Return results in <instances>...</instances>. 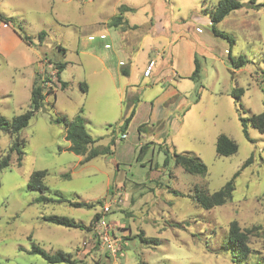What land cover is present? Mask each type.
I'll list each match as a JSON object with an SVG mask.
<instances>
[{"label":"rangeland","instance_id":"374dc122","mask_svg":"<svg viewBox=\"0 0 264 264\" xmlns=\"http://www.w3.org/2000/svg\"><path fill=\"white\" fill-rule=\"evenodd\" d=\"M218 1L0 0V16L9 20L7 25L0 22V115L11 121L28 110L34 81L46 93V103L18 134L25 141L21 165L10 153L9 166L0 170V264H48L29 253L33 246L47 254L63 251L75 264H236L227 243L232 221L247 232L253 251L240 264H264V134L247 122V139L239 120L264 113V10L244 7L216 25L233 41L229 46L210 27L209 13ZM120 6L131 8L122 16L136 29L107 27ZM177 28V34L168 31ZM40 32L46 34L43 41L37 38ZM19 35L29 37L32 45ZM105 35V40L96 39ZM188 37L203 47L196 53L197 76L182 78L185 72L176 68L180 76L172 79V51L176 56ZM124 43L134 52L124 51ZM228 50L232 59L242 57L246 65L235 68ZM128 54L140 63L154 61L150 78L141 77L144 70L132 64L130 76L121 75L118 61ZM105 56L109 73L102 68ZM59 63L65 64L59 75L67 84L64 90L55 79ZM177 82L183 101L166 110L163 92ZM236 88L243 90L239 102L230 95ZM81 109L85 130L97 141L94 147L114 140L110 156L84 165L68 151L64 125L52 122L61 116L72 119ZM131 109L135 114L121 139L117 127ZM141 125L147 129L139 134ZM220 134L237 144L236 154L216 156ZM10 142L0 131V160L9 154ZM141 146L145 150L136 161ZM173 152L198 157L206 175L185 173L174 165ZM248 159L229 202L204 210L191 200L196 190L218 191ZM34 171H46L42 193L27 187ZM41 195L111 207L104 212L99 206L92 210L37 202ZM95 213L108 225L110 238H116L115 255L94 230L43 220L55 215L88 226Z\"/></svg>","mask_w":264,"mask_h":264},{"label":"trees","instance_id":"16d2710c","mask_svg":"<svg viewBox=\"0 0 264 264\" xmlns=\"http://www.w3.org/2000/svg\"><path fill=\"white\" fill-rule=\"evenodd\" d=\"M244 7L253 9V10H264V2L263 3H255L254 0L249 1L247 4H242L238 0H219L215 9L209 13L210 18V27L212 29V33L216 37H222L228 40L229 46L233 44V41L228 38L227 35L219 32L216 29V25L221 23L225 18H227L230 14L235 11H238ZM131 11V8L127 6H120L119 12L117 15L110 18L107 23V27L116 29L120 32H126L128 30L136 29L137 26H130L122 14L124 12ZM206 13V12H205ZM0 22L4 24H8L9 20L0 16ZM45 32H40L37 36L39 41H43L45 37ZM20 39L28 46H31V40L27 36L19 35ZM228 59L230 63L235 68H242L246 65L247 61L242 57H238L236 60L230 57V50L227 51ZM195 60L194 70L190 79H194L197 76L198 65ZM65 64L59 63L55 65V79L57 83H59L60 90H64L67 87L65 82H61L60 73L64 70ZM123 76L128 75V71L122 69L120 72ZM81 88L86 92L87 86L85 84H81ZM52 88H49L48 91H52ZM50 94L54 97L55 93L50 92ZM243 94V90L241 88H236L231 91V97L235 101H240V98ZM46 93H43L42 86L34 81L30 91V105L28 110H26L21 115L15 116L11 121H8L4 117L0 115V131L5 132L11 138V142L8 148L9 154H7L3 159L0 160V170L5 169L10 164V153L16 154V165L20 166L23 156V149L25 141H21L19 139V132L26 128L29 124L30 119L37 113L43 105L46 103L45 101ZM82 109L79 111V114L72 118L68 119L64 116L55 118L52 122L54 124L62 123L65 127V140L68 141L69 147L68 151L73 153L74 155L81 157L80 165H84L91 160L98 157H106L111 155L112 146H114V140L110 142L107 146H95L94 144L97 142L92 139L85 130L84 120L81 117ZM135 110L131 109L130 112L124 117L122 123L117 127L120 136H124L127 132L128 125L134 116ZM242 126V132L244 136L249 139L247 133V125L249 122L251 127L256 129L260 134H264V113L251 115L247 120L239 119ZM146 125H141L138 127V133L141 134L146 130ZM145 150L144 146H141L138 151V155L136 157V161H139L143 152ZM238 151L237 144L227 137L226 135L220 134L215 142V154L217 157H229L236 154ZM166 152V151H165ZM165 163L169 161L168 151L166 152ZM172 160L175 166L181 167L183 171L189 175H198L205 176L207 173L206 166L201 162L198 157H191L186 155L177 154L175 152L172 153ZM250 163V159H248L241 168L235 172L232 178L218 191L208 194L203 190H196L195 193L191 196V200L200 208L204 210H210L214 207H218L226 204L232 199V194L235 189V179L238 177L240 171L244 169ZM46 176V171H34L31 173L27 187L30 190L39 191L42 193L46 186L44 184V179ZM59 196V195H58ZM60 197V196H59ZM37 202L43 203H60L67 202L69 206L73 208H84V209H95V207L99 206L100 208L103 206L100 201L95 203H87V202H68L63 198H59L57 200H53L51 198H46L41 195L36 200ZM100 219L99 213H95L91 222L88 226L83 224L82 222L74 221L73 219L67 217L60 216H46L43 217V220L47 223H51L57 226L69 228V229H77V230H85L87 232H91L96 224V222ZM140 236H142L140 234ZM227 243L229 245L230 253H231V261L236 264L242 263L253 251L248 246V235L246 231H241L235 221H232L229 225ZM31 254L39 255L44 261L48 264H59V263H68L75 264L72 260L70 254H67L63 251H57L54 254H47L45 251L40 248L33 246L30 250Z\"/></svg>","mask_w":264,"mask_h":264},{"label":"crops","instance_id":"0c3cea01","mask_svg":"<svg viewBox=\"0 0 264 264\" xmlns=\"http://www.w3.org/2000/svg\"><path fill=\"white\" fill-rule=\"evenodd\" d=\"M179 30H180V28H177V29H175L173 31L171 29H169L168 31H170L171 33L173 32L172 34H177L178 32H180ZM196 31L200 32L198 28H196ZM105 37H106V35H105ZM175 37H176V40L178 38H180L177 35H175ZM96 39H99L101 41L100 38H96ZM176 40L173 39L172 41H169V44H171L172 42H174ZM197 40H193V39H190L188 37L187 42L181 44L179 49H178V51L175 52L176 56H174L175 54H173V51H172L171 59L169 61V63H170L169 75H170V77L172 79H175L176 77L180 76L177 73V71H175L176 68H178L179 70H183L185 72L184 74L181 75L182 78H189L192 75V72L194 70V63H195V60H196V53H197L198 50H201V52L203 51V47L197 42ZM104 48L105 49H109V47L107 45H105V44H104ZM123 49H124V51L126 50V51L131 52V53L134 52L133 49H131L132 51H130V49L127 50L126 46H125V43H124ZM225 52H226V50H225ZM135 55L138 56L139 54L136 53ZM133 59H135V60H133ZM145 62H146V60L143 59L142 63H140L139 62V58L138 59L133 58L132 55L128 54L127 58H125V61L120 60V61H118V64H119V66H121L120 72H121L122 69L127 70L128 71V75L125 76V77H129L130 74H131L130 68H129L131 66V64L134 65L135 70L140 72L142 69L145 70L147 64L149 63L147 61V63L145 64ZM124 63L125 64L127 63L128 67L127 66L125 67ZM103 64H104V66H102L103 70H106V72L109 73L108 72L109 69L106 68V66L108 65V56H105ZM129 64H130V66H129ZM154 66H155V64H154ZM151 74H152V71H151ZM151 74H150L149 77H143V75L141 77L148 79V78L151 77ZM156 81H160V79L157 78V79H155L154 82H156ZM161 81H162V79H161ZM128 83H130V82H128ZM128 83H125V86L126 87H130V89H131L132 85L128 86ZM179 86H180V82H177V83H175L174 86H167L165 88V90L163 92V94L165 95V97H164L165 100L161 103V106L164 107V104H167L166 105V110H171V109L175 110L177 105L183 101V97H182V95H181V93L179 91ZM135 101L138 102L137 99H135Z\"/></svg>","mask_w":264,"mask_h":264},{"label":"built area","instance_id":"2783aa9c","mask_svg":"<svg viewBox=\"0 0 264 264\" xmlns=\"http://www.w3.org/2000/svg\"><path fill=\"white\" fill-rule=\"evenodd\" d=\"M99 38L101 40H104L106 37L101 36ZM94 39L95 38H89V40H94ZM153 67H154V61L150 60L143 72V77H149ZM110 207L111 204L109 205L103 204L101 208L103 209L104 212H106ZM93 230H94V236L96 238H99L100 241H102L106 250H108L110 254L115 255L117 253V250L114 248V245L112 243L116 241V238H110L108 225L103 220V218L100 217V219L96 222Z\"/></svg>","mask_w":264,"mask_h":264}]
</instances>
